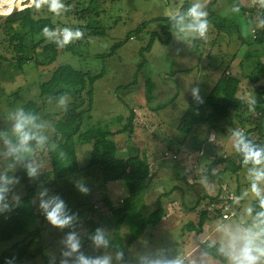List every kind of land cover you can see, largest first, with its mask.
I'll return each mask as SVG.
<instances>
[{
	"label": "rangeland",
	"instance_id": "374dc122",
	"mask_svg": "<svg viewBox=\"0 0 264 264\" xmlns=\"http://www.w3.org/2000/svg\"><path fill=\"white\" fill-rule=\"evenodd\" d=\"M21 1L24 8L26 0ZM239 1L245 5L252 4V1L260 3V0ZM194 3H200L202 10L207 13L204 17L209 22L207 38L198 37V50H195L192 42L194 36L177 30L171 33L170 43L164 44L162 41L165 37L161 31L164 23L159 17L173 16L180 12L183 4L192 6ZM11 7L12 4H0V11ZM257 19V14H244L236 10L233 0H115L103 6L98 23L103 28L100 35L88 36L85 33L86 20L64 19L68 28H79L84 33L82 38L86 40L75 44V53L59 51L52 61L48 53L41 49L30 53L31 57L41 61L40 66H35L32 60L24 64L22 71H16L9 62L13 60L14 52L7 41L4 42L6 44L0 42V54L9 60L0 63V177L6 171H18L26 160L25 156H38L42 160L37 162L39 166L36 173L43 177L36 184L37 192L33 197L37 211L47 212L42 207L43 203H49L50 209L56 202H62L64 215L70 218L68 224L62 227L53 225L48 219L39 220L37 226L40 231L31 246V251L36 250L37 255L31 260L15 264L50 263L57 256L65 264H81V258L89 264L105 259L107 264H118L124 259L129 264H165L177 257L183 260L182 256L190 250L191 258H199L198 262L192 264H230L229 259L223 263L209 256L201 243L206 239H215L223 249L226 238L221 228L237 231L252 228L257 222L248 212L250 204L257 198L251 191L249 176V169L253 166L230 176L229 172L222 171L224 164L210 165L215 157L236 154L237 137L233 133L246 130V117L255 114L251 102L255 97L254 85H264V44L248 47L242 44L238 35L241 32L245 38H250L254 26H257ZM142 23L145 26L138 29ZM219 23L226 30L218 32L215 25ZM154 31L158 35H154ZM22 32L26 33L25 30ZM2 37H5V33L0 28V39ZM27 37L29 42V35ZM119 41L122 44L113 55L104 58L98 56L108 53L113 44ZM151 41L150 49H146ZM255 50H258V54L253 55ZM62 64L101 74L93 85L92 108L82 117L83 132L94 123L107 124L112 130L119 129L123 123L120 119L127 116L128 108L138 112L136 130L131 138L126 134L112 137L120 147L116 153L117 165L121 168V159L127 156V145L134 144L151 163L152 176L147 181L146 189L135 200V208L121 224L111 219L110 208L120 207L122 200L127 197V188L122 180L109 181L101 186L102 180L96 168L81 171L73 182L70 181L73 177L55 181L51 176L44 175L50 169L45 138L50 137L47 135L60 118V113L68 108L71 98L64 96L63 105L61 98L53 101L40 98L38 86ZM226 70L230 75L241 78L238 95L243 98L246 111H233L232 118L224 121L223 128L217 130L207 125H196L191 134L183 138L175 125L186 108V100L192 95L191 89L199 87V96L205 99L217 78ZM148 78L155 86L153 98L146 93L145 81ZM174 95L177 100L172 102ZM28 100L37 102L41 118L45 119H40L42 123L34 127L26 126V130L34 137L28 141L26 150L14 132V124L20 105ZM161 103H168V106L154 109ZM75 140L79 164L85 167L91 147L82 136L77 135ZM29 160L35 163L34 157ZM256 167L264 168V164ZM225 180L229 186L236 188V192L238 189L237 202L241 205L239 214L235 219L224 222L209 220L200 232L188 231L186 224L196 223L199 211L207 207L206 196L220 193ZM78 185H83L89 191L81 192ZM258 187L264 195V180L258 182ZM0 188L3 189L0 213L25 193L24 184L11 177L5 184L0 182ZM164 192L167 193L161 196ZM159 196L164 217L153 229L147 227L125 250V255L121 254L118 250L120 245L138 231L139 215L154 210ZM106 198L111 202V207L105 205ZM214 228L216 230L205 238ZM98 231L106 243L97 244L94 239L91 241L88 238L95 237ZM84 234L89 236L85 237ZM69 236L78 245L75 250L70 246ZM16 240L18 238L1 243L0 250ZM260 264H264V260Z\"/></svg>",
	"mask_w": 264,
	"mask_h": 264
},
{
	"label": "trees",
	"instance_id": "16d2710c",
	"mask_svg": "<svg viewBox=\"0 0 264 264\" xmlns=\"http://www.w3.org/2000/svg\"><path fill=\"white\" fill-rule=\"evenodd\" d=\"M2 1V0H0ZM110 1L115 0H62V3L68 8V11L61 10L60 15H56L48 10V5L45 4L39 9L34 6H26L24 9L18 10L6 18H0V28L3 29L5 37L0 39L1 43L7 41V44L14 52L13 60L0 54V63L3 60L9 61L11 67L16 71H22L23 66L28 61H34L35 66H40L42 63L37 58L31 57L36 50H43L48 53L49 60L55 59L59 51L67 50L75 53V44L80 41H85V38L75 39L69 43L58 46L59 37L49 39L46 35L42 34V29L47 26L49 30L56 28L68 27L64 19L72 18L76 20H86L85 33L88 36L100 35L102 27L99 26L100 16L103 13V6ZM235 9H239L244 14H257V26H254L253 34L250 38H245L238 28L239 38L242 44L246 46L263 45L264 44V5L260 3L245 5L239 0H233ZM30 4L26 0L23 5ZM191 6L183 4L179 13H186V10ZM209 4L206 5V8ZM160 21L164 24L161 31L164 34V44H169L172 40V32L177 31L178 28L174 27V21L170 17H159ZM156 19V18H155ZM158 19V18H157ZM260 23V25H259ZM259 25V26H258ZM145 26L142 23L138 29ZM219 31L226 30L220 23L215 25ZM5 29V30H4ZM99 29V30H98ZM26 31L29 35V42L27 41ZM154 35H158L156 31ZM154 41V36L151 38ZM146 45V49H150L152 42ZM193 46L198 50L199 39L193 38ZM6 44V43H4ZM122 43L119 41L114 43L110 51L106 54L98 56L109 57L113 55L115 49ZM253 55L258 54V50L252 52ZM101 74H93L89 70L83 71L73 68L71 65L62 64L57 66L50 74L46 81L39 84V97L48 99L50 101L69 96L71 98L68 103V108L60 113V118L54 123L50 133L45 138V144L48 149V157L50 169L44 173L45 176H51L52 179H68L78 175L85 169H97L99 172L100 180L105 184L106 182L114 180H122L127 188V197L122 200V205L118 208H110L111 219L116 224L123 223L127 216L131 214L135 208V200L140 193L146 189L148 182L152 176L151 168L147 157L140 153L138 146L134 144L127 145V156L122 158V166L118 168L116 153L120 148L118 143L112 138L117 134H126L129 138L132 137L135 127L136 112L134 108H128L126 117L120 119L121 126L117 130H112L107 124L94 123L84 132L81 129L83 115L90 111L93 103V85L96 79ZM146 93L151 98L153 97V90L155 88L150 78L146 79ZM125 87V86H123ZM240 87V80L226 70L222 72L217 78L208 95L203 100V103L198 104L192 95L188 98L186 108L177 122L176 129L184 137H188L196 125H207L210 129L223 128V123L232 118L233 111L240 110L246 111L244 101L238 95ZM253 91L255 94L254 100L251 105L255 109V114H250L246 117L248 128L240 132L246 136L256 147H264V85H254ZM175 95L171 98L174 99ZM172 100H170L171 102ZM169 103V101H168ZM168 103H161L154 109L159 110L166 106ZM34 100H28L23 105H20V111H23L25 116L33 117V122L28 127L38 125L45 117L41 118L39 106ZM40 119H42L40 121ZM42 123V122H41ZM53 131V132H52ZM52 132V133H51ZM79 135L84 138L85 143L92 142L89 160L85 167L79 165L78 156L76 153V140L75 137ZM51 143V145H50ZM50 146V147H49ZM44 150V149H43ZM40 149V151H43ZM31 157L35 158V163L38 162V156H25V162L20 166L16 172L7 171L0 177L1 183H7L8 178L19 179L25 186V193L23 196L15 199L8 204L0 213V244L14 238V241L9 247L0 250V264H15L23 260H31L37 254L36 250L31 251V246L34 243V238L40 231L37 226L39 220L41 222L47 219V212H38L33 197L37 192V183L42 175H37L36 171L30 175V169H36ZM243 154L237 150L233 156L221 157L215 159L210 163L224 164L223 172L236 174L243 168H249L253 165L243 163ZM211 167V166H210ZM209 167V168H210ZM211 175L212 172H210ZM216 176V175H215ZM34 181V183H30ZM238 192V189H237ZM3 189L0 188V197L2 196ZM164 192L162 195H165ZM218 194L214 196H206L208 199L207 204L210 202L218 201ZM156 199L157 206L149 213L139 215V228L138 231L132 234L125 244H121L118 250L121 254L125 255V250L133 243V241L140 236L147 227L153 229L155 225L164 216V210L160 204V197ZM104 203L107 207H111V202L106 198ZM240 204L237 200L234 202V208L237 215L240 212ZM251 216L256 219V214L264 209H261L259 198H256L250 204ZM103 213V212H102ZM198 221L188 222L186 228L188 231L196 230L200 232L204 223L209 220L219 219V214L215 211L211 213L205 208L199 211ZM84 236H89L84 234ZM91 241L94 237H88ZM203 250L211 257L226 263L228 256L225 251H222L221 244L218 242L213 243L206 239L202 243ZM40 251V250H39ZM38 251V252H39ZM61 254V252H60ZM124 259L118 264H129ZM44 264H65L60 256L55 257L50 263ZM135 264H145L142 262Z\"/></svg>",
	"mask_w": 264,
	"mask_h": 264
},
{
	"label": "clouds",
	"instance_id": "9594fccd",
	"mask_svg": "<svg viewBox=\"0 0 264 264\" xmlns=\"http://www.w3.org/2000/svg\"><path fill=\"white\" fill-rule=\"evenodd\" d=\"M260 2L264 5V0H260ZM45 4L48 5V10L56 15H60L61 10L68 11V8L62 3V0H31V3L27 4V6L31 5L34 6L35 9H39ZM202 7L200 3H194L188 8L186 13H177L170 16V19L174 21V27H177L179 32L186 35L192 34L194 38L199 37L206 39L209 30V22L207 19H204L207 13L202 10ZM186 20H188L187 23H185ZM42 34L46 35L49 39L59 37L58 46L60 47L72 40L80 39L84 35L79 28L73 30L64 27L50 31L47 26L42 29ZM191 93L198 104L203 103V100L199 96V87L192 88ZM61 104H64L63 97L61 98ZM32 122L33 117L25 116L23 111L17 113L14 132L18 135L21 146H24L26 150L28 141L34 139L26 130V126ZM233 135L237 137L235 147L243 154V163L245 165L248 163L253 165V167L249 169V176L252 181L251 191L259 198L261 209H264V195H262V190L258 187V182L264 180V168L256 167L257 165L264 164V147H256L240 131H235ZM40 139L42 140L43 137ZM34 173V169L29 170L30 175ZM78 187L81 192L87 193L89 191L83 185H78ZM42 207L47 211V219L53 225L62 227L68 224L70 218L64 215L62 202H56L50 209L49 203H43ZM248 212L251 213L250 208ZM256 216L257 222L252 228L237 231L227 228L220 229L226 238V244L222 251H225L227 254L230 264H260V262L264 260V210L257 213ZM68 240L71 248L75 250L78 245L74 242L73 237L69 236ZM94 240L97 244L106 243L99 231L94 237ZM81 264H89V262L81 258ZM91 264H107V260L93 261ZM165 264H184V261L177 257L173 260L166 261Z\"/></svg>",
	"mask_w": 264,
	"mask_h": 264
},
{
	"label": "built area",
	"instance_id": "2783aa9c",
	"mask_svg": "<svg viewBox=\"0 0 264 264\" xmlns=\"http://www.w3.org/2000/svg\"><path fill=\"white\" fill-rule=\"evenodd\" d=\"M56 30H58V28H56ZM229 175L233 176L232 173H229ZM227 183V180L223 181L222 190L218 194V201L210 202L206 207V209L218 213L219 219L222 221L235 219L237 216L236 210L234 208V202L237 200L236 188L231 185L230 187Z\"/></svg>",
	"mask_w": 264,
	"mask_h": 264
},
{
	"label": "crops",
	"instance_id": "0c3cea01",
	"mask_svg": "<svg viewBox=\"0 0 264 264\" xmlns=\"http://www.w3.org/2000/svg\"><path fill=\"white\" fill-rule=\"evenodd\" d=\"M236 77V76H235ZM237 78L238 79H240L241 80V78L237 75ZM259 79L260 78H258L257 80H256V82L257 81H259ZM164 84H166V83H164ZM163 84V85H164ZM169 85V84H168ZM168 85L166 86V87H164V88H167L168 87ZM153 97H154V94H153ZM152 97V98H153ZM177 100V98H175L174 99V101H172V102H175ZM136 110V109H135ZM137 115H138V112H137V110H136V117H135V126H137ZM117 130V129H116ZM135 130H136V128L134 127V133H135ZM134 133H133V135H134ZM89 145H90V147H91V144H92V142H89L88 143ZM46 149H47V147H46ZM48 150V149H47ZM124 150V149H123ZM76 153H77V142H76ZM77 156H78V153H77ZM39 160H42V159H39L38 158V162H39ZM78 160H79V156H78ZM80 165V164H79ZM38 166H39V163H37V167H36V169L38 168ZM36 169H35V171H36ZM7 172V171H6ZM81 173V172H80ZM79 173V174H80ZM78 174V175H79ZM84 175V174H83ZM76 177H77V175L76 176H73V178L70 180V181H74L75 179H76ZM164 217V216H163ZM162 217V218H163ZM216 230V228H214L213 229V231L212 232H209L208 234H206L205 235V238H208V235L209 234H211V233H213L214 231ZM210 241H212L213 243H215V242H218V243H220L219 241H217V240H215V239H211ZM221 247H222V245H221ZM191 252H192V250H190V251H187L186 253H185V255L184 256H182V258L184 257V259H183V261H184V264H192L193 262H198L199 260V258H197V257H193V258H191V255H189V253L191 254ZM188 258H190V259H188Z\"/></svg>",
	"mask_w": 264,
	"mask_h": 264
},
{
	"label": "water",
	"instance_id": "95a60500",
	"mask_svg": "<svg viewBox=\"0 0 264 264\" xmlns=\"http://www.w3.org/2000/svg\"><path fill=\"white\" fill-rule=\"evenodd\" d=\"M6 0H2L0 1L1 4H5ZM27 5H25L24 7H26ZM23 7L22 5L19 6V8H12L9 12H5V11H0V18H6L9 15L13 14L14 12L21 10ZM24 9V8H23Z\"/></svg>",
	"mask_w": 264,
	"mask_h": 264
},
{
	"label": "bare ground",
	"instance_id": "6f19581e",
	"mask_svg": "<svg viewBox=\"0 0 264 264\" xmlns=\"http://www.w3.org/2000/svg\"><path fill=\"white\" fill-rule=\"evenodd\" d=\"M22 1L21 0H13L11 3L10 2H5L6 5H11L12 7L9 8L8 10H6L5 12H9L12 8H19V6L21 5ZM1 4V3H0ZM4 4V5H5ZM3 5V4H2Z\"/></svg>",
	"mask_w": 264,
	"mask_h": 264
}]
</instances>
